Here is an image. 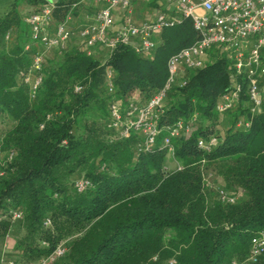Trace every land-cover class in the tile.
<instances>
[{"label":"trees","instance_id":"obj_1","mask_svg":"<svg viewBox=\"0 0 264 264\" xmlns=\"http://www.w3.org/2000/svg\"><path fill=\"white\" fill-rule=\"evenodd\" d=\"M28 1L44 7L40 0ZM68 9L63 2L54 5L50 27ZM24 20L15 3L0 14V119L9 120L0 133V148H6L0 237L8 235L14 212L21 214L22 229L15 244L19 254L10 260L38 264L70 240L52 264H242L251 239L264 233V73L263 101L254 114L246 80L237 79L241 97L224 112L230 116L226 127L216 105L235 77L228 55L214 47L203 68L187 73L185 85L177 77L161 103L159 124L193 117L196 122L189 135L175 140V167L167 169L165 150L139 152L140 137L121 138L108 129V110L112 101L136 94L146 102L163 88L168 58L195 39L191 22L164 30V44L151 53L119 45L102 63L93 55L97 48L88 55L80 40L68 42L58 61L47 55L35 74L36 47L25 51L31 31ZM35 76L41 81L32 95ZM92 105L100 117L88 121ZM210 135L219 143L203 153L196 143ZM209 166L224 185L216 189L227 191L234 204L222 203L205 183ZM80 179L91 183L82 192L74 187ZM244 264H264V255Z\"/></svg>","mask_w":264,"mask_h":264},{"label":"built area","instance_id":"obj_2","mask_svg":"<svg viewBox=\"0 0 264 264\" xmlns=\"http://www.w3.org/2000/svg\"><path fill=\"white\" fill-rule=\"evenodd\" d=\"M84 2L87 0H78ZM102 5L93 17V22L78 33V39L86 49L87 54L92 50L106 48L110 51L119 45L131 46L137 54L151 53L156 49L154 34L167 28L182 24L183 21L191 22L195 33L194 41L172 54L166 63L167 79L163 88L151 96L146 102L135 100L133 96L122 100L112 101L109 105V121L107 128L116 130L121 138H129L132 134L140 137L138 151L150 152L152 147L165 150L173 157L175 153V140L189 135L196 117L189 121H177L173 124L160 126L162 101L169 88L175 83L177 77L183 79L188 72L201 69L205 65L211 49L219 48L233 61L235 77L232 79L231 89L223 93L216 105L218 113L232 109L241 97L242 87L238 78L246 80L248 101L251 103V113H258L262 105V93L259 87V77L264 73V0H176L174 10L176 17L170 20L160 14L154 21L142 22L135 25L131 22L132 6L135 0H93ZM75 5H72L74 8ZM54 6L47 5L37 12L27 16L25 23L29 25L30 42L25 46V51L36 47L31 71L38 74L42 64L53 49H62L70 41L71 32L68 31L67 22L71 20L68 14L66 20L59 23L49 34L51 14ZM119 10L124 14V24L118 30H113L114 11ZM40 77L35 76L31 83L32 95L40 84ZM25 83L30 82L29 77L24 78ZM106 84L109 93L113 92L112 73L107 71ZM76 87L75 91H79ZM248 127L249 123L243 124ZM161 138L158 141V138ZM219 143L216 135L199 139L196 146L203 153H210ZM11 153L7 157L10 161ZM3 163L0 162V166ZM176 170L181 167L177 164ZM3 172L0 169V176ZM91 183L86 179L75 182L74 187L82 192ZM219 200L225 204H234L236 199L223 189L217 190ZM21 214L14 212L12 219H20ZM50 222L47 220L45 225ZM66 253L64 243L59 244L55 250L38 264H52L56 259ZM264 255V233L256 234L250 243L248 262L257 263ZM0 264H15L13 261H3ZM236 264V263H232Z\"/></svg>","mask_w":264,"mask_h":264},{"label":"crops","instance_id":"obj_3","mask_svg":"<svg viewBox=\"0 0 264 264\" xmlns=\"http://www.w3.org/2000/svg\"><path fill=\"white\" fill-rule=\"evenodd\" d=\"M43 6L47 5H57L58 3H66L69 4V9L60 22H64L68 14H71V20L67 22L68 31L71 32L70 41L77 42L78 33L84 28L85 26L91 24L93 22V17L95 12L102 7V5L96 3L93 0H87L84 2H79L78 0H40ZM176 0H135L132 6V13H131V22L135 25H139L142 22H151L154 21L160 14H164L165 18L170 20L173 17H176L177 13L174 10V3ZM15 3L16 9L19 14L25 19L27 16L35 13L40 8V5H33L28 0H0V14L7 11L9 6ZM75 5L72 8V5ZM58 23L55 22L53 19L52 25L53 27H49V34H52L54 28ZM124 24V14L119 11H114V26L113 30L120 29ZM51 26V25H50ZM168 29V28H167ZM165 30V29H164ZM164 30L157 31L154 34V39L156 43V47L163 41L162 33ZM135 100L139 99L140 97L136 94L132 95ZM6 247V246H5ZM7 248V247H6ZM9 252V250H7ZM13 252V251H12ZM6 251H2L0 257L3 261L2 254H5ZM7 261H11L8 258Z\"/></svg>","mask_w":264,"mask_h":264},{"label":"rangeland","instance_id":"obj_4","mask_svg":"<svg viewBox=\"0 0 264 264\" xmlns=\"http://www.w3.org/2000/svg\"><path fill=\"white\" fill-rule=\"evenodd\" d=\"M74 44H75V42L74 43H70L68 46L74 45ZM163 44L164 43L162 41L159 44V46H157V47H160ZM66 47H67V45L63 49H65ZM60 51H61V49H53V50L49 51V53L47 54L48 58L49 59L54 58V61H58L59 56L61 54ZM93 51H94L93 52L94 57L97 60H99V62H101V63L108 57V55L110 53V50H108L106 48L97 49V51L96 50H93ZM261 93H262V90H261ZM140 103H142V100L140 101ZM86 117L89 119L88 121H90L92 119L94 120V119L100 117L99 113H97L96 105L95 106L92 105V108H89L86 111ZM229 118H230L229 114H225V113L220 114L221 124L226 127V125L229 124V122H228ZM8 125H9V120H7L5 118L3 120L0 119V133H3L6 130ZM256 145H259V144H256ZM5 152H6V148H4L2 146V148H0V162L1 163L3 162L4 157L6 155ZM167 158H168L167 164H166L167 169H173L175 167L176 160L171 159V157L169 155L167 156ZM203 178H204L205 183L208 185V187L213 189V190H215L216 188H222L224 186L223 183H222L221 178L217 175V173L214 172L213 170H210V166H209V169L204 171ZM21 235H22L21 220H11L10 224L8 225V235L5 236V237H2V238L0 237V254H1L2 251H6L5 254H2L4 259L18 256L19 252H17V250L15 249V244H16L17 239ZM69 242H70V240H68L66 242V247L67 248H68V243ZM7 250H9V252H7ZM158 256H160L159 253H158ZM152 257H147V259L152 260ZM246 261H248V260L247 259L243 260L241 263L244 264V263H246Z\"/></svg>","mask_w":264,"mask_h":264}]
</instances>
